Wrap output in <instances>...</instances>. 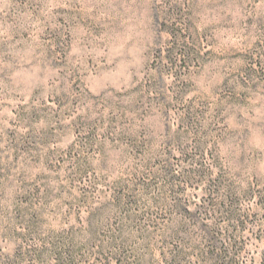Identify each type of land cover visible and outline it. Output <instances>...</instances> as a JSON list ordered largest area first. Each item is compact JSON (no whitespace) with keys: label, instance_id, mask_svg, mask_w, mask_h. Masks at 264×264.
Masks as SVG:
<instances>
[{"label":"rangeland","instance_id":"1","mask_svg":"<svg viewBox=\"0 0 264 264\" xmlns=\"http://www.w3.org/2000/svg\"><path fill=\"white\" fill-rule=\"evenodd\" d=\"M99 213L75 264H264V0H0V264Z\"/></svg>","mask_w":264,"mask_h":264},{"label":"trees","instance_id":"2","mask_svg":"<svg viewBox=\"0 0 264 264\" xmlns=\"http://www.w3.org/2000/svg\"><path fill=\"white\" fill-rule=\"evenodd\" d=\"M103 213L96 214L94 217V221L91 224L90 233L87 235H82V238H78L77 232H69L67 239L61 242L56 243V246L53 249V255L55 256L57 263L56 264H75L74 263V256L77 253L79 249L82 247H85L87 245H90L97 237V234L104 226L103 222ZM33 228L36 226L35 224H31ZM187 229L185 225H181L180 228L176 233H182L186 234ZM85 238V239H84ZM84 240V241H83ZM82 242V243H81ZM115 245L118 246V250L122 248V244L116 243ZM120 255V253H119ZM214 246L211 244V240L209 245L207 246V249L205 251H202L200 253V258L203 263L208 264H225V257L224 254H218L216 255L218 258L216 260H213L214 256ZM183 254L179 250H175L172 253L171 258L167 261V264H184V258ZM122 259H118L117 262L120 263Z\"/></svg>","mask_w":264,"mask_h":264}]
</instances>
